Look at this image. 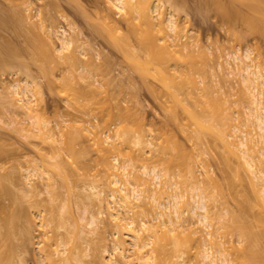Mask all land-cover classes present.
Returning a JSON list of instances; mask_svg holds the SVG:
<instances>
[{"label":"rangeland","instance_id":"obj_1","mask_svg":"<svg viewBox=\"0 0 264 264\" xmlns=\"http://www.w3.org/2000/svg\"><path fill=\"white\" fill-rule=\"evenodd\" d=\"M10 1L0 0V210L3 209L0 211V257L5 254L6 259L11 254L13 264H66L65 258L70 255L71 264H78V260L83 264H102L110 258L103 253V248H107L115 258L113 244L120 238V233H116V229L110 224L104 206L105 199L110 194L109 189L112 188L105 170L106 165L102 163L104 156L101 155L105 153L111 165L115 164L113 159L115 156L119 159L120 165L124 161L130 163L132 166H129V170L131 169L133 176L142 175L141 168L144 164L162 171L166 169L164 172L170 174L168 175L170 182L173 181L175 184L177 182V191L185 194V198L189 199L191 195L196 194L194 190L191 193V188L199 186L202 190L199 188L198 192L209 194L207 204L209 209H212L210 210V216L212 215L210 218L214 223L212 230L216 229L214 232H218L213 236V239L216 237L214 241L216 250H221L228 264H240V262L259 264V259L260 264H264L262 259L264 256L256 258L258 261L255 258H238L241 255L246 256V251L251 252L253 249V252L262 253L260 256L264 255V240L261 235L264 231V226L261 225L264 224V206L261 199L264 198L260 199L262 196L259 194L263 191L260 193L252 184L250 175L240 162L239 152L237 151V155L234 156L235 153L234 155L230 153L224 142L234 126L243 124L240 119H243L242 122L245 124L246 99L248 100L251 94L249 90L240 86L242 84L239 77L229 74L228 69H235L236 64L227 54L236 53L244 58L246 51L249 50L252 60L247 61L254 62L250 63L259 67L264 74V32L263 34L261 32L264 26V4L260 2V5H263L261 9L263 16L261 12V15L257 13L259 17L261 16L259 18L244 1L219 0L227 4L224 5L225 8L222 7L223 5L220 7L222 9L228 7V14L233 17L231 22H227L221 17L222 14L218 13L220 11L216 10L215 0H174V2L160 0L163 1L160 10L163 18H166L169 11H175L178 23L182 27L180 32L182 40L179 39V42L186 45L185 48L181 47L183 53L190 55L191 52L200 51L203 54L201 66L203 69L193 74V77L197 86L207 85V90L211 94L210 97H204L208 99L207 102L206 100L203 102L204 98L198 95L199 98L201 97L200 102L194 103L197 95L192 97L194 101L190 100L191 97L185 95L186 87L179 84L178 80L168 79L169 87L162 86L164 83L158 77V79L154 77L156 76L154 69L153 73L144 72L146 60L149 61L146 46L148 44L145 43L147 40L143 34L146 32L137 28L136 20L135 26H130L124 15L118 13L114 7L111 8L107 0H16L15 3ZM217 1L215 2L218 3ZM203 9L211 12L206 13ZM232 9L235 13H232ZM240 14L242 18L247 14H251L250 18L253 19L257 16V19L255 18L257 22L261 19L262 24L258 22L262 25L258 24L260 31L257 26L255 29L248 25ZM247 17L249 18L248 15ZM132 27L133 29L136 27L135 33L131 30ZM165 29L168 33L166 27ZM64 30L67 31V36L76 41L72 45L74 47H70L71 50H63L64 52L58 54L57 50L61 48L58 37ZM138 30L143 33L140 34ZM171 34L174 35L169 31L168 37ZM138 38L140 41L143 38L144 40L138 42ZM169 40L172 41L170 38ZM143 42L146 47L140 44ZM159 43L158 41L157 44ZM184 54L183 58L186 56ZM80 64L84 69H80ZM80 74L84 76V78L81 76L83 79L80 78ZM90 76H93L92 79ZM27 80L33 82L32 88L36 95V98H33L37 100L38 117L42 125H46L49 129L47 135L50 137L38 134L32 122L25 115L20 114L22 111L17 107L18 95L11 85L15 83L23 85ZM259 87L261 93H264V83ZM219 89L224 94L222 102L216 99L221 93ZM101 91L103 93L99 94ZM193 113H197L198 115H194L198 117L204 114V118H201L203 123L206 119L209 122L214 119L211 121L212 126L224 130L225 136L220 139L219 133L221 132L222 135V131L215 132V126L214 131L213 128L205 131L199 127H196L198 129L196 130ZM206 121L204 124H209ZM220 122L227 124L221 125ZM245 127L247 126L243 129L247 130ZM229 129L231 132L228 131ZM194 130L200 133L195 131L196 135H194ZM232 134L237 135L234 132ZM123 135L128 136L129 140ZM238 135L243 137L240 132ZM137 136L144 142L140 147L135 146L132 141ZM196 136L200 138L199 141ZM98 137L103 139L100 140ZM97 140L103 141V144L108 146L105 148L104 145H100L102 147L99 149ZM148 141L152 142V146L146 144ZM232 148L236 149L233 146ZM137 150H141L142 153L139 151V155ZM169 163L176 166L175 169ZM177 164L179 167H184L179 168ZM27 168L30 169L26 171ZM191 169L196 172L198 184V181L189 177ZM208 173L211 176L207 175ZM144 179L146 180V177ZM161 179H163L161 183H164L168 178ZM150 181L151 179L148 178V183L152 185L153 181L152 183ZM167 183L169 184L165 182ZM165 184V187L161 184L156 188V196L158 195L159 199L164 194L167 196L164 192L168 191L169 194L174 192ZM258 185L264 186V182L259 180ZM92 186L97 187V192L101 191L100 197L104 200L101 209L100 205L93 202ZM143 187L142 185L139 188ZM163 189L166 191L163 192ZM148 191L142 193L146 202H141V206L135 208L136 215L131 214L135 216L133 218L136 223L140 222V218L156 222L153 219L156 217V211L152 210ZM162 200L164 201V198H161ZM191 207H187L190 212L189 215L185 214L184 219L188 223H183V226L186 227L191 223L186 228L193 230L198 226L195 225L197 217L191 211ZM98 208L103 212L106 211L103 213L104 217L98 215L101 220L98 221L96 233L87 241L78 239L79 242L76 244V239L73 238L72 241V234L75 233L73 231L76 228L83 229L90 214H98L100 211ZM14 210L22 214H19L21 217ZM10 212L16 213L17 218H20L18 221L17 218L14 219L12 225L10 222L13 221H7L12 216ZM137 212L139 217H136ZM191 213L194 216L190 217ZM232 213L236 214L232 215ZM219 214L222 216L220 217ZM256 221L260 223L258 227ZM9 226L13 227L8 228ZM237 227L242 228L236 229ZM11 229L12 233H8ZM241 230H244L245 234ZM251 232L259 235L258 238ZM250 233L257 238L252 241L254 245L251 243L252 239L247 237ZM205 234L201 233L203 236L202 238L200 236L199 246L194 242L191 248L192 254L190 252V256L188 258L186 256L185 264L202 263L198 254L203 251L202 246L208 243ZM244 235L247 237L246 240L242 238H246ZM180 240L185 241L184 238ZM248 245L254 247L250 246V249H246ZM48 256H52L50 262L53 263H47ZM4 257L0 258V263Z\"/></svg>","mask_w":264,"mask_h":264},{"label":"bare ground","instance_id":"obj_2","mask_svg":"<svg viewBox=\"0 0 264 264\" xmlns=\"http://www.w3.org/2000/svg\"><path fill=\"white\" fill-rule=\"evenodd\" d=\"M12 1H14L13 3H15L16 0H11L10 2H12ZM168 1H171V2L173 1L174 2V0H168ZM175 1H177V0H175ZM215 1H217V0H215ZM215 1H214V4L217 5L216 10L217 11H220L218 13L220 15L222 14L221 17H223L224 20H227V22H229V21L231 22V18H233V17H231V15L228 14V10H229L228 7H227L228 10L227 9H222V7L225 8L224 5H227V4L226 3L224 4L223 1H222L223 3H221L219 0L217 1L218 3H216ZM241 1L242 2L244 1V2H246L249 5L248 7H250L251 11H253V14L254 13L255 14L259 13L260 14L261 9L263 8V5H260V2L264 4V1H262V0L261 1L260 0H240V2ZM107 2H108V4L110 3V7L111 8L114 7L118 11V13L122 14V16L124 15L123 17L126 19V21H127L128 24H131L130 26H135L136 23H134V22L136 20V22H137V24H136L137 28L139 30L143 29V31L146 32V33H143V32H140L138 30V32H140V34L141 33L145 34V37L144 38H145V40H147V42H145V41L144 42L148 44L146 46L148 47L147 52L149 53L148 54L149 61L146 60L147 62L145 64V66L143 67L144 72L150 73V71H152V73H153V71L155 70L156 73H154V74H156V76H154V77H156V78L158 77L160 79V81L162 83H164L162 86L167 85L169 87L170 84L168 83V79L169 80H174V81H177L178 80V83L179 84H181L182 86H185L186 87V93L187 94H185V95L189 96V98L191 97L190 100H193L192 97L195 94L197 95L195 97V101L193 100L194 103L195 102L199 103L201 97H203V98L204 97H210V94L211 93L209 92V90H207V88H208L207 85H203L202 87L201 86L200 87L197 86V83L195 82L194 77H193V74H196L197 72H199V71H201L203 69V68H201L203 54L200 51L199 52H195L194 51V52H191L190 55L188 54L189 55L188 56L187 54H184L183 51L181 50V47L185 48L184 46H186V45H183V43H180L179 42V39L182 40V37L180 36V32H182V27L178 23V19L176 18L175 11H169L168 14H167V16H166V18L165 17L163 18V16L160 13V10L162 8V2L163 1H160V0H153V1L152 0H107ZM232 3H234V2H232ZM199 4H200V2H199ZM230 4H231V2H230ZM247 4L244 3V5H247ZM216 5H213V6H216ZM221 5H223V6L220 7ZM185 6H186V4H185ZM234 10H236V9H234ZM183 11H184V8H183ZM203 11H206V13L211 12V11H207V10H204V9H203ZM232 11H233V9H232ZM237 11H240V10L237 9ZM155 12H157V15H155ZM18 13H20V12H18ZM21 13H23V16H24V12L22 11ZM198 13H200V12H198ZM232 13H235V12L233 11ZM262 13H263V10H262L261 14ZM245 14H243V17L245 16ZM259 14H257L258 17H259ZM21 15H20V18H21ZM247 15L249 16V18L247 17ZM247 15H246L247 18L246 17H244L245 19L242 18V15H241V18L245 22H247L248 25H250L253 28L255 27V29L257 27L259 28L260 26H262V25L259 24L261 22L260 21L261 19L260 20L258 19L259 20L258 21L259 23H258L257 20H256L257 19V16L256 15H255L256 16L255 17L256 19L255 18L254 19L253 18H250V15L251 14H247ZM234 16H236V15L234 14ZM262 16H263V14H262ZM259 18H261V16ZM224 23H225V21H224ZM258 24L260 26H258ZM261 24H262V22H261ZM70 25H71V23H70ZM165 27L167 28L168 33L170 31L174 35L171 34L172 36L169 35V37H168V33H166ZM262 27H263V30H264V26H262ZM74 28H76L75 25H74ZM74 28H73V31H74ZM228 28H230L229 25H228ZM134 29H136V27ZM134 29L132 27L131 30H133L134 33H135V30ZM260 29L261 28H259V31H260ZM263 30L261 31L262 34L264 32ZM66 32H67L66 30L62 31L61 34H60V36L58 37L59 38V41H60V45H61V48H59L57 50L58 54L61 53V51L62 52H64L65 50L68 51V49H70V47H74L72 45H73L74 41H76V40H74L70 36H67ZM75 32L78 33L77 31H75ZM131 33L133 34L132 31H131ZM78 34H80V33H78ZM135 35L137 36V34H135ZM139 37H140V35H139ZM176 37H178V39ZM144 38L141 41L138 38V40H139L138 42H142L144 40ZM169 38L172 41H170ZM112 39H114V38H112ZM158 41L160 42L159 44H157ZM144 42L143 43H140V44H143L144 45ZM120 44H122V43H120ZM120 47H121V45H120ZM79 50L82 51V49H79ZM248 51L249 50L246 51V54L244 55V58L242 57V55H237L236 53L235 54H227L228 58L229 59H233V61L236 64L235 69L234 68L233 69L232 68L231 69H228L229 74H233V75L239 77L240 78V82L242 84L240 86H242L244 89L249 90V92L251 94L249 93L250 94L249 95L250 98L248 100L246 99V102H247L246 103V106H245V110H246L245 113L246 114L243 113V114L246 115V117H245L246 120H244L245 121V124H244V122H242L243 119H240L239 118L241 120V124L243 123L240 126H243V127H240V126H237L236 125V126L233 127L232 132L230 131L231 129H229L228 131H230L231 133H228V136L226 135L227 137H226V140H224V142H225V145H226L228 151L230 153H232L233 155L235 153L234 156L237 155L236 154L237 151L239 152L240 156L239 155L238 156H239V159L241 160L240 162L243 164V166L246 168V171L250 175V177H251L250 180H251L252 184L255 186V188L257 187L256 189H258V191L260 193L263 191L262 192L263 195L262 194H259V195L262 196V197H260V199H261V198H264V186H259L258 183H259V180L262 181V182H264V98H262L260 95L264 96V93L263 92H262L263 94L261 93V90H260V87L259 86H261V84L264 83V74L260 71L259 67L253 66L254 64H251V63H254V62H252V61H250L251 63L248 62L249 60H252V59H250V56H249L250 53ZM85 54H83V55H85ZM183 54H184V56L186 55L184 58H183ZM9 55H10V53H9ZM76 58H78V57H76ZM78 61H81V60H78ZM81 64H80V66H81L80 69H84L83 68L84 66H82ZM88 64L90 65V63H88ZM221 64H220V66L222 67ZM4 65L5 64H3V66ZM137 68H139V70H141L140 67H137ZM92 71H93V69H92ZM87 72H89V71H87ZM152 73H151V75H152ZM82 74L85 75L84 73H82ZM170 74H171V76H170ZM98 75H99V73H98ZM81 76L82 75L80 74V78H81ZM82 77L84 78V76H82ZM92 77L90 76L91 79H92ZM95 77H97V76H95ZM170 77H172L173 79H171ZM83 78H81V79H83ZM88 78H89V76H88ZM234 78H236V77H234ZM32 86H33V82L30 81V80H27L26 83H24L23 85H21L19 83H17V84L15 83L14 85L13 84L11 85V87H12L13 91L15 92V94L18 95L17 96L18 97L17 98V101L19 103L17 104L18 106L16 104L15 105L18 107V109H20L22 111L20 114L25 115L28 118V120H30L32 122L34 128H36V130L39 132L38 134H41L42 136L47 137L48 136L47 134H49V132H48L49 129L46 128V125H42V123H41V121H40V119L38 117V110H37V104H36L37 103V100L34 99V98H36L35 97L36 95H35V91L33 90ZM91 86H90V88H91ZM167 86H166V88H167ZM262 87H261V89H262ZM170 88H172V87H170ZM243 88H242V90H243ZM86 89L89 90L88 88H86ZM176 89L178 90L179 88H176ZM258 89H259L260 92L258 91ZM221 91L222 90H220V92ZM85 93H87V92H85ZM102 93L103 92L101 91L99 94H102ZM244 93H245V90H244ZM198 95L201 96V97L199 98ZM222 95L224 96V94L221 92L220 93V96H217V98H216V99H218L217 101H221V99L223 100L224 97ZM187 96H185V97H187ZM245 96L248 97L247 94H245ZM85 97H84V99H85ZM113 97H115V96H113ZM187 99H184V100H187ZM115 100H116V98H115ZM205 100L206 99L204 98L203 99V102ZM207 101H208V99L206 100V102ZM199 105H201V104H199ZM204 110H206V109H204ZM194 114H197V113H193L192 114V118L194 119V122H195L194 124L196 125L195 128L196 127H199V129L201 128V129H203L205 131H208V130H210V129L213 128L212 131H214V128L216 127L214 125L215 123L213 124L215 127L212 126V124H211L212 123L211 121H213L214 119L211 120L210 122L206 119L209 122V124L208 123L207 124H204L206 120H204V123L201 120V118L202 119L204 118V114L201 115L203 117H201L199 115L200 118L198 116L194 115ZM108 117H110V116H108ZM210 117H212V116H210ZM243 118H244V116H243ZM209 119H211V118H209ZM217 121L219 122V120H217ZM239 121H238V124L240 123ZM223 123H225V122H223ZM223 123H221V125ZM225 124H227V123H225ZM244 126H247V127H245V128H247V130L246 129H243ZM218 127H219V125H218ZM249 127H250V130H248ZM223 128H225V127H223ZM217 129L218 128L216 127L215 132L222 131V129H218V131H217ZM252 129H254V130H252ZM196 130H198V129L196 128ZM196 130H194V135H196V132L200 133L199 131H196ZM123 131L126 132V130H123ZM223 132H224V130L222 131V135L220 134L221 132L219 133V136H220L219 138L220 139H221V137H224L225 136V134H223ZM233 132L234 133H237V135H238V132H240V134H243V137H242V135L241 136L238 135L240 141H239V139H237L238 136L236 134H232ZM81 133H82V131H81ZM86 133H87V131H86ZM93 133L96 134V132H93ZM97 133H98V130H97ZM125 135H127V134L125 133ZM197 135H199V134H197ZM199 136H201V134ZM48 137H50V136H48ZM123 137H124V135H123ZM123 137H122V139H123ZM127 137H126V140H129V139H127ZM231 137H233V138H231ZM196 138H197V140L200 139L197 136H196ZM227 138H230V139H233V140L230 141L228 139L229 140L228 141ZM234 138H236V139H234ZM96 139L94 141H96ZM99 139L102 140L103 138L101 137ZM133 139L134 140H132V141H134L135 146L136 145H139V147H140V144L142 145L144 143L143 140L141 139V137H139V136H137V137H135ZM98 140H97V142H98ZM126 140H124V141H126ZM237 140H238V142H237ZM93 143L94 142H92V144ZM146 144L148 146H152L151 145L152 142H149L148 141ZM100 145H104L105 148H106V146H108V145L103 144V141L98 142L97 146L99 147V149H101V147H102ZM232 146L235 147L236 149L232 148ZM115 147H116V145H115ZM118 149H116V150H118ZM73 151H75V150H73ZM97 151H99L98 148H97ZM102 151H104V150H102ZM139 151H141V150H137V152H139ZM111 153H112V151H111ZM141 153H142V151H141ZM105 155H106L105 153H103V155H101V156H104L102 158H104L103 161L105 162V163L104 162H102V163L104 165H106V167H105L106 169L105 170H106L107 174L109 175L108 177L110 178V185L112 186V188L109 189V187H108V189L110 190V194H109L108 198L105 199L106 200L105 201L106 202V205H104V206H105V208L107 209V212H108V213L106 212V215H108V217H109V222L112 225V227L114 226V228L116 229V233H118V234L120 233V236H119L120 238H118V236H117L118 240L115 242V244H113L114 245V248L112 247L113 248V251L116 254V257L115 258H114L113 255H111L107 251V248H103L104 249L103 250L104 255L107 254L108 256H110V258H109V260H106L102 264H185L186 261H184V260H185L186 256L188 258V256H190V252L192 254L191 248H193L194 242H196L195 244H197V246H199V241H200V239L203 236V235H201V233L205 234V232L207 234V235L206 234L205 235L208 238L207 239V242L208 243H205L202 246L203 247V251L201 250V252H199L200 254H198V255H200V258H201V260H200V262H202L201 264H228V260L225 257V255L221 252V250L218 249L219 250L218 251L215 248L214 241H215L216 237H215V239H213V236H214V233L217 232V231L214 232V230H216V229L212 230V228L214 227V223H213V220L211 221V218H210L212 216V215L210 216V210H212V209H209V206L207 204V202H209V201H207L208 200V196L207 195H209V194H206L207 192L206 193L205 192H198V189L200 187L197 186L196 183L194 182V184L196 186L194 185L195 187H192V186H190V187H192L191 188V191L194 190L196 194L191 195L192 197L191 196L189 197V199L191 198L190 199V201H192V203H191L188 198H185L186 197L185 194L183 195V194H181L182 193L181 191L180 192L177 191L178 190V188L176 186L177 185V182H176V184L173 181L170 182V180H171V179L169 180L170 174L169 173L167 174L166 172H164L166 170L165 168H164L165 170L162 171V170H160V169H158V168H156L154 166L153 167H148L147 164L146 165L145 164L142 165V168H141L142 170L140 169L142 171L141 172V174H142L141 176L142 177L144 176V178L146 177V180H145L140 175H137V174L135 176L132 175L133 172L131 171V169L129 170V166L131 165L130 163H128V162L126 163L124 161V163L123 164L121 163V165H120L119 159L117 158V156H115V157H113V159L115 161V164L112 163L113 165H111V162H109V158L107 159V157ZM139 155H140V152H139ZM173 157H172V159H173ZM106 160H107V162H106ZM172 162H174V161H172ZM177 162H178V159H177ZM108 163H110L111 166ZM182 163L185 164L184 162H182ZM172 165L170 164V166H172ZM177 166L179 167L178 164H177ZM172 167H174V165ZM175 167H174V169H175ZM180 167H182V166H180ZM28 169H30V168H27L26 171ZM111 169H113L115 171H113ZM170 170H171V167H170ZM131 172H132V174H131ZM208 172L210 173V171H208ZM187 173H188V171H187ZM209 173L207 175H209ZM195 174H196V172L191 169V173H190V175L189 174L188 175H189V177H192L196 181H198L197 182V184H198L199 183V180H197V177L195 176ZM172 175H174V174H172ZM105 176H106V174H105ZM138 176L141 177L144 180H142L141 178H138ZM209 176H211V175H209ZM235 176L237 177V175H235ZM238 176H240V174ZM166 177L168 179L165 182H169V184L168 183L165 184V182L164 183H161V182H163V179H161V178H164V180H166L165 179ZM148 178H149V180L151 179V181H153V183L150 181L152 183V185L148 183ZM141 181H143V183H141ZM213 181H214V179H213ZM200 182H203V181H200ZM148 184L151 185V186H149ZM153 184H154V186H153ZM161 184H163L162 185L163 187H165L164 186V184H165L167 186V188L173 189L171 191H174V192H170V194H169L168 191H167L168 193L167 192H164V190L166 188L163 189V192L167 194V196H165V194H164L165 197L164 196L161 197V198H164V201L163 200L161 201V198L159 199L157 197L158 195L156 196V192H157L156 188H157V186H160ZM142 185L144 186L142 188L143 190L139 188ZM262 185H263V183H262ZM152 186L154 188H152ZM96 188H97L96 186H92L91 187V190H92L91 195H92V197L94 199L93 202L95 204L97 203V205H100L99 206V208H100L102 206V202L104 200H102L101 199L102 197H100V195H102L101 194V191H98L97 192V189ZM149 188H151V189H149ZM148 190H150V191H148ZM146 191H148V193H150V194L152 193L151 195L149 194L148 198H149V201H150V199L152 201V202L150 201V203H152L151 205L153 206L152 207V210L153 211H156V217L153 218L154 221H156V222H152L151 220H148V221L146 220L145 221V219L142 220L140 218V222L139 223H136V221L134 220L135 218H133L135 216H131V214H133V213L135 214V208L138 207V206H141L140 203L143 202L144 199H145V197L143 198L142 193L143 192H146ZM194 191H192L191 193H193ZM219 191H220V189H219ZM177 192L180 193V194H178ZM159 193H161V190L159 191ZM209 197H211V196H209ZM149 201H148V205L150 204ZM261 201H262V204L264 206V199H261ZM144 202H146V200ZM145 204H147V203H145ZM191 205H192V207H191ZM188 206L191 207V211L197 217V221H196V224L195 225H197L198 227H196V229L193 228V230L186 228L187 226H190L191 225L190 222H189L190 225L188 224L186 227L183 226L184 225L183 223H186L185 222L186 220L184 219V216H185L186 213L188 214L190 212V211L188 212V210H189V208H187ZM153 208H155V209H153ZM1 210L3 211V209H1ZM105 211L103 212L102 210H100L97 215H93L92 212H91L92 214L89 213L90 214V217L88 218V220H87V222L85 224V227L83 229H80V228L77 229L76 228L77 230L75 229V231H73L75 233L72 234V241H74L76 239L77 242H75V243L77 244L79 242L78 239H80V240H86L87 241L91 236H93L96 233L97 229H98V221L101 220V219H99L98 215L101 216V217H104L103 216L104 215L103 213H105ZM144 211H142L143 214H146V213H144ZM14 212H16V210H14ZM10 213H12V214H10L12 216L10 217V219H8V216H9L8 215L7 216V219L8 220L7 219L6 220L7 221H9V220L10 221H13V222H10V221L9 222H10V224L11 223L14 224V222H15L14 219L17 218L16 213L18 214V212H16V213L10 212ZM193 213L190 214V217L194 216V215H192ZM137 214H138V216H136V217H139V212H137ZM234 214H236V213H232V215H234ZM20 215H22V214H20ZM20 215H19V217H21ZM143 216H145V215H143ZM219 216L221 217L222 215L219 214ZM220 217H219V219H220ZM19 219L20 218H17V221ZM193 219H194V217H193ZM194 222L195 221H193V223ZM262 222L263 221H261V223ZM187 223H188V221H187ZM256 224H258L257 225V227H258L260 223L257 222ZM261 225L264 226V224H261ZM240 226H242V225L240 224ZM263 226H262V229H263ZM10 227H13V226H9L8 228H10ZM243 227H244V225H243ZM238 228H242V227H237L236 229H238ZM259 229L260 228H258V230ZM262 229H260V230H262ZM254 230H256V229H254ZM9 232L12 233V229H11V231H8V233ZM242 232L244 233V230ZM242 232H241V234H243ZM263 232H262L261 235L263 236L262 239L264 240V234H263ZM70 233H71V231H70ZM251 233L249 234L250 236L247 235V237L248 238L250 237L252 239V240L250 239L251 240V243H252V241L254 239L256 240L259 235H257L255 233V235L257 236V238H254L255 235L252 233L254 235V237H253V236H251L252 235ZM257 233H260V232H257ZM197 235H198V237H196ZM200 236H201V238H200ZM244 236L246 237V235H244ZM247 237L246 238L242 237V238L246 240ZM73 238H74V240H73ZM180 238H184L185 241L184 240H180ZM253 245H248L247 246L248 248L247 247H245V248L246 249H250L249 247L250 246L254 247ZM200 247H201V245H200ZM255 247H256V245H255ZM233 249H234V247H233ZM244 250H242V251H244ZM253 250L251 252H250V250H248L249 252L246 251L247 253H245V251H244L243 253H245V255L247 257L241 255V257H238V258H241V259L242 258H244V259H246V258H250V259L251 258H255V260H257L256 258H262L264 256V255L260 256L262 253H258L256 251H255L256 252L255 253V252H253ZM113 251H112V253L114 254ZM130 253H132V254H130ZM63 254H64V252H63ZM0 255H1V253H0ZM2 255L3 256L0 257V258H3L5 254H2ZM102 255H100V256H102ZM52 256H48V260H47L48 262L47 263H53V262H50L51 259H53V258H51ZM5 257H6V255H5ZM5 257H4L3 261L1 259L2 262L0 264H13V259H12L13 257L11 256V254L6 259H5ZM69 257H70V255L68 256V258L67 257L65 258V263L66 264H71L70 263V260H72L71 259L72 257H70V258ZM45 259H47V257ZM262 259L264 260V258H262ZM259 261L261 262L260 259H259ZM249 262H252V261H249ZM260 262H258V263L260 264ZM54 263H55V261H54ZM78 264H83V263L80 260H78ZM197 264H200V263H197ZM240 264H242V262H240ZM251 264H253V263H251Z\"/></svg>","mask_w":264,"mask_h":264}]
</instances>
